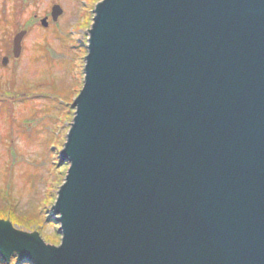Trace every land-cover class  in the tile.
Returning a JSON list of instances; mask_svg holds the SVG:
<instances>
[{"label":"water","instance_id":"water-1","mask_svg":"<svg viewBox=\"0 0 264 264\" xmlns=\"http://www.w3.org/2000/svg\"><path fill=\"white\" fill-rule=\"evenodd\" d=\"M85 62L61 243L0 220V257L264 264V0H102Z\"/></svg>","mask_w":264,"mask_h":264},{"label":"rangeland","instance_id":"rangeland-1","mask_svg":"<svg viewBox=\"0 0 264 264\" xmlns=\"http://www.w3.org/2000/svg\"><path fill=\"white\" fill-rule=\"evenodd\" d=\"M101 1L0 0V49L11 46L0 56V208L15 213L0 220L50 245L62 239L53 208L70 163L61 164L60 151L84 86L89 30ZM56 5L63 13L54 21ZM21 31L27 34L16 59L13 42ZM9 264H19L17 255Z\"/></svg>","mask_w":264,"mask_h":264},{"label":"trees","instance_id":"trees-1","mask_svg":"<svg viewBox=\"0 0 264 264\" xmlns=\"http://www.w3.org/2000/svg\"><path fill=\"white\" fill-rule=\"evenodd\" d=\"M0 23L2 24V20H0ZM1 24H0V27H1ZM0 31H1V29H0ZM3 50H5V53L7 52V54H10V52H11V46H10V44H7L6 46H3L0 49V56L3 53ZM6 102H8V101H6ZM4 201H6L5 200V197H4ZM0 215H3V216H7L9 218H12V217H14L15 213H14V211L12 210V208L10 206H8V205L6 206L5 205L4 209L3 208L2 209L0 208ZM0 264H9V263H7L6 261H4L0 257Z\"/></svg>","mask_w":264,"mask_h":264}]
</instances>
